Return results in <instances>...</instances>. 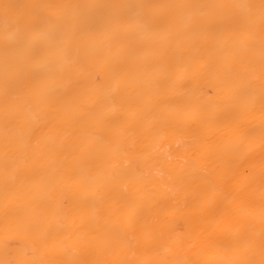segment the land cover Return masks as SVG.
Instances as JSON below:
<instances>
[{"label":"bare ground","instance_id":"1","mask_svg":"<svg viewBox=\"0 0 264 264\" xmlns=\"http://www.w3.org/2000/svg\"><path fill=\"white\" fill-rule=\"evenodd\" d=\"M0 264H264V0H0Z\"/></svg>","mask_w":264,"mask_h":264}]
</instances>
